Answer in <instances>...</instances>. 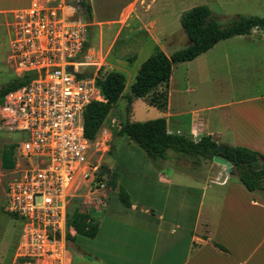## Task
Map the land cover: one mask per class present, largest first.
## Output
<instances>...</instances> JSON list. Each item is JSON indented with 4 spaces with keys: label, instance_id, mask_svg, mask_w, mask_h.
I'll use <instances>...</instances> for the list:
<instances>
[{
    "label": "crops",
    "instance_id": "1",
    "mask_svg": "<svg viewBox=\"0 0 264 264\" xmlns=\"http://www.w3.org/2000/svg\"><path fill=\"white\" fill-rule=\"evenodd\" d=\"M34 2L0 0V16L25 11ZM88 2L91 17L87 24L99 34L111 31L126 13L136 15L139 3L149 9L155 5L152 16L158 17L154 21L158 29L149 31L142 20L146 31L139 24L130 28L150 40L173 32L167 31L171 24L166 18L176 20L196 6L187 9L188 0H130L118 9L115 19L98 21L94 0ZM201 56L192 61L200 63ZM240 57L233 61L225 55V68L213 61L209 79L199 83L202 78L194 75L199 82L193 88H189L187 75L174 84L173 68L167 107L162 112L168 133L194 140L210 136L218 144L264 156V53L244 52ZM204 84L209 85L202 92ZM196 94L203 105L190 108ZM137 155L129 148L125 164L121 168L112 165L109 187L99 189L102 200L89 211L98 224L95 237L71 230L75 252L70 264H264L263 198L246 191L236 176L212 160L191 164L170 150L154 162L142 156L139 161ZM114 188L127 193L129 208L117 196H108Z\"/></svg>",
    "mask_w": 264,
    "mask_h": 264
},
{
    "label": "built area",
    "instance_id": "2",
    "mask_svg": "<svg viewBox=\"0 0 264 264\" xmlns=\"http://www.w3.org/2000/svg\"><path fill=\"white\" fill-rule=\"evenodd\" d=\"M38 3L14 14L21 29L12 34L9 60L19 77H36L0 105V120L17 134L3 210L22 224L14 264H70L66 234L73 201L106 184L100 160H90L92 141L83 135L84 108L103 98L95 85L99 76L84 74L79 62L86 40L80 0ZM108 125L119 128L114 119Z\"/></svg>",
    "mask_w": 264,
    "mask_h": 264
},
{
    "label": "rangeland",
    "instance_id": "3",
    "mask_svg": "<svg viewBox=\"0 0 264 264\" xmlns=\"http://www.w3.org/2000/svg\"><path fill=\"white\" fill-rule=\"evenodd\" d=\"M128 1L130 0H94L97 20L106 21L115 19L118 16V9ZM35 3L42 4L43 0H36L33 4ZM147 3L148 2L144 5H147ZM139 4L136 15L131 17L126 13L116 26L114 25L111 27V31H102V34L97 33L94 27L88 25L86 21L84 22L86 24L85 44L89 47L83 51L84 53L79 59V62H83V66H85L83 68V73L86 75L97 74L101 77L112 71L123 74L125 77L123 95L129 94L130 86L135 81V76L140 65L148 57L157 52H163L169 56L175 51L185 48L188 44L187 38L180 26V17H177L176 20L166 18L169 24H171L167 31L171 30L173 32L167 37L159 38L158 40H150L147 37L139 36L134 32V29L131 31L130 28L135 27L137 24L146 31V28L140 24V20L147 22L146 27H148L149 31L159 28L158 21L154 23L158 17L152 16L155 5H152L149 9V7L142 8V3ZM192 5L207 6L213 14L220 17V19L217 20L222 26L227 25L237 16L264 18V0H188L185 7L188 9ZM20 29L21 27L16 24L14 14H7L5 17L0 16V87L10 80L19 77L17 73H15L12 62L9 60V53L11 51L10 40L14 37L12 34H14L15 31H20ZM244 52L264 53L263 31L254 30L250 36H236L218 42L212 49L202 54L200 63H198L199 61H192L176 64L174 66V84H177L179 81L182 82V79L185 78L184 75H187L189 88L195 86V81L199 82L194 75L202 78L199 83H204L210 77V70L214 62H217L219 66L225 68V55L230 56L231 60L236 61L242 59L240 56ZM204 85L205 86L202 87V92L206 90L205 87L209 84ZM198 96L197 94L195 96L192 95L190 108L203 105ZM202 98L204 99V97ZM172 99H175V95H173ZM147 101V99L133 100V103L128 105L130 108L129 113H125L127 102L124 98L119 99L106 117L96 138L92 141L90 160L92 162H98L100 160L101 174L103 177L105 176L106 179L104 188L109 187L107 181L109 183V180H111L112 165L121 168L127 160L129 148L134 149L138 153L137 160L142 161V157L144 161L150 160L142 149L126 137L117 136L115 131L108 125L113 119L116 120V123H120V121L126 118L130 122H144L163 118L162 112L149 106ZM174 103L175 102H173L172 105ZM173 108L179 110V104L176 102ZM106 127L110 129L111 136L104 142ZM183 133L187 134L185 131H183ZM16 138L17 134L9 132L7 123L0 120V158L2 151L12 146V142ZM184 158L187 162L191 164L194 163V159L189 157ZM197 160L199 162L211 161L202 158ZM5 171L6 170L1 166L0 160V264H14V255L22 224L19 219L11 217L10 214L3 210V187L6 181ZM118 190L119 188H114L108 196H110L111 199L116 196L118 197ZM101 195L102 193L99 191L95 192L93 195L85 191L82 192L81 197L78 198L77 201H73L70 211L76 209L81 212H91L93 210L92 208L98 206L97 201L102 200ZM98 217L102 219L103 214H99ZM71 230L72 229L68 228L67 234L71 235ZM78 239L80 238L76 237V240ZM72 243H74V240L71 241L67 239V251L70 257L75 252Z\"/></svg>",
    "mask_w": 264,
    "mask_h": 264
},
{
    "label": "trees",
    "instance_id": "4",
    "mask_svg": "<svg viewBox=\"0 0 264 264\" xmlns=\"http://www.w3.org/2000/svg\"><path fill=\"white\" fill-rule=\"evenodd\" d=\"M84 13V20L88 23L91 17V8L88 0H80ZM205 5L194 6L180 16V26L188 44L185 48L175 51L171 55L157 52L148 57L139 67L134 83L130 86L128 95H123L125 77L123 74L112 71L103 77L96 78L95 85L103 101H92L83 110V135L93 141L106 117L119 99L127 102L125 113H129L128 105L135 99H147L149 106L160 112L166 110L168 87L172 70L176 64L189 62L199 55L212 49L218 42L235 36L251 35L254 30L264 32V18L254 16H237L230 23L222 26ZM89 46L84 45L83 50ZM91 75V74H89ZM36 77L35 73L24 74L14 78L0 87V105L9 93L25 86ZM117 136H124L137 145L150 161L164 159L166 151L170 150L197 161V159L212 160L219 156L231 164L230 175L236 176L238 182L249 193H254L264 199V156L256 151L243 147H232L227 144H218L210 136H202L197 140L182 135H173L166 130L164 118H157L144 122H130L127 118L120 121L119 128L113 129ZM221 147L222 151L217 152ZM14 146L6 148L1 153V166L4 170L12 169ZM120 203L129 208L130 202L127 193L118 190ZM16 219L15 216H11ZM67 227L72 228L76 235L94 238L97 233V221L89 213H81L74 209L68 213ZM68 240L73 241L70 234ZM218 249H226L214 244Z\"/></svg>",
    "mask_w": 264,
    "mask_h": 264
},
{
    "label": "water",
    "instance_id": "5",
    "mask_svg": "<svg viewBox=\"0 0 264 264\" xmlns=\"http://www.w3.org/2000/svg\"><path fill=\"white\" fill-rule=\"evenodd\" d=\"M67 71L71 72L72 68L70 66L67 67ZM221 151H222L221 147H218L217 148V152H221ZM212 161L214 163L220 165V166H223L225 168L226 173L229 174L231 172V164L228 161H226L225 159H223V158H221L219 156H214L212 158Z\"/></svg>",
    "mask_w": 264,
    "mask_h": 264
}]
</instances>
